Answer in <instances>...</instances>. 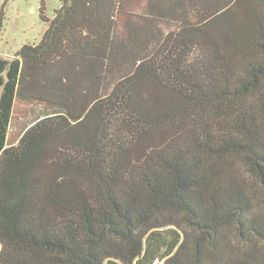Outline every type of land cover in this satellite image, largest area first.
Listing matches in <instances>:
<instances>
[{
  "label": "trees",
  "instance_id": "obj_1",
  "mask_svg": "<svg viewBox=\"0 0 264 264\" xmlns=\"http://www.w3.org/2000/svg\"><path fill=\"white\" fill-rule=\"evenodd\" d=\"M59 1L0 57V264H264V0Z\"/></svg>",
  "mask_w": 264,
  "mask_h": 264
},
{
  "label": "rangeland",
  "instance_id": "obj_2",
  "mask_svg": "<svg viewBox=\"0 0 264 264\" xmlns=\"http://www.w3.org/2000/svg\"><path fill=\"white\" fill-rule=\"evenodd\" d=\"M6 0H0V11ZM145 3V0H133V8ZM59 0H9L4 8V29L0 37V57L12 59L25 44L40 43L47 24L41 18L44 15L53 19L60 8ZM47 109L37 102H16L9 128V144L16 145L24 130ZM165 236L170 234L165 232ZM157 263V262H156Z\"/></svg>",
  "mask_w": 264,
  "mask_h": 264
}]
</instances>
